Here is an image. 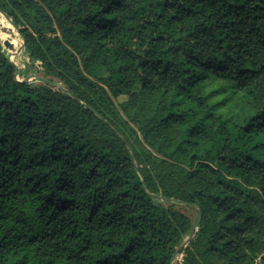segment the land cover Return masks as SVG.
<instances>
[{
	"label": "trees",
	"instance_id": "16d2710c",
	"mask_svg": "<svg viewBox=\"0 0 264 264\" xmlns=\"http://www.w3.org/2000/svg\"><path fill=\"white\" fill-rule=\"evenodd\" d=\"M0 13V264H264V0Z\"/></svg>",
	"mask_w": 264,
	"mask_h": 264
},
{
	"label": "rangeland",
	"instance_id": "374dc122",
	"mask_svg": "<svg viewBox=\"0 0 264 264\" xmlns=\"http://www.w3.org/2000/svg\"><path fill=\"white\" fill-rule=\"evenodd\" d=\"M2 14H0L1 16ZM6 18V17H5ZM7 19V18H6ZM9 21V20H8ZM6 20L3 18H0V25L5 24ZM10 22V21H9ZM26 62V66L25 63ZM16 65H18L19 69L21 70V76L19 78L21 80H26L30 83H33L35 85H46L50 84V78H47L43 75V73L39 72V64L37 63H32L26 59V57H22V60H18L15 62ZM61 86L63 87L60 83H52V86ZM124 99V98H122ZM176 210H180L181 212L191 216L193 220H196V212L194 210H191L188 206L186 205H177L175 207ZM178 258H182L180 255L177 257L176 262L178 263Z\"/></svg>",
	"mask_w": 264,
	"mask_h": 264
},
{
	"label": "water",
	"instance_id": "95a60500",
	"mask_svg": "<svg viewBox=\"0 0 264 264\" xmlns=\"http://www.w3.org/2000/svg\"><path fill=\"white\" fill-rule=\"evenodd\" d=\"M0 14H2L3 16H5V17L7 18V20L10 21L11 25H13V26L15 27L13 21H12L9 17H7V16H6L5 14H3V13H0ZM23 43H25V41H23ZM54 88H55V89L62 90V91H65V89H64L63 87H61V86H55V85H54Z\"/></svg>",
	"mask_w": 264,
	"mask_h": 264
}]
</instances>
